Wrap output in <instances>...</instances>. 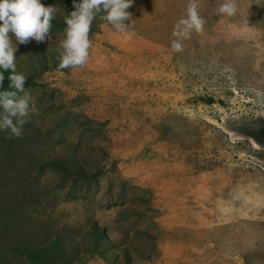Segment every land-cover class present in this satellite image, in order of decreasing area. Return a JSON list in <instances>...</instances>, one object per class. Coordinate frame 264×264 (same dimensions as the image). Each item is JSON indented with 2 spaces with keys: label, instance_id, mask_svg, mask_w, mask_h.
Segmentation results:
<instances>
[{
  "label": "rangeland",
  "instance_id": "obj_1",
  "mask_svg": "<svg viewBox=\"0 0 264 264\" xmlns=\"http://www.w3.org/2000/svg\"><path fill=\"white\" fill-rule=\"evenodd\" d=\"M61 1L41 3L60 16ZM222 2L197 0L203 30L175 51L189 0H134L132 29L97 20L72 68H58L65 28L42 43L9 33L34 83L22 135L0 131V264H264V0L230 17ZM73 156L99 175L41 168Z\"/></svg>",
  "mask_w": 264,
  "mask_h": 264
},
{
  "label": "clouds",
  "instance_id": "obj_2",
  "mask_svg": "<svg viewBox=\"0 0 264 264\" xmlns=\"http://www.w3.org/2000/svg\"><path fill=\"white\" fill-rule=\"evenodd\" d=\"M74 10L64 17V38L59 44V69L83 66L89 57L91 41L89 30L94 18L103 13L115 30L128 32L132 29L131 13L128 11L134 0H72ZM197 0H189L186 16L174 26L171 41L175 51L182 50L181 41L189 38L193 31L201 32L204 19L197 10ZM236 0H224L217 11L226 16L237 13ZM57 9L53 5L45 6L41 0H0V83L3 72H9V90L0 91V131L8 130L10 135L20 137L23 126L29 117V94L25 91L26 76L16 68V45L10 39L21 44L31 41L45 42ZM128 21V23H126Z\"/></svg>",
  "mask_w": 264,
  "mask_h": 264
},
{
  "label": "trees",
  "instance_id": "obj_3",
  "mask_svg": "<svg viewBox=\"0 0 264 264\" xmlns=\"http://www.w3.org/2000/svg\"><path fill=\"white\" fill-rule=\"evenodd\" d=\"M60 11L63 12L62 15L60 16H54V19L51 21V28L50 29H54V30H61L63 28H65V23H64V17L71 12L72 10H74V6H73V2L72 0H62L60 2V4H58ZM103 16V13H99L97 14V16L94 18L89 33L93 32L94 30V26L96 24V21L101 19V17ZM55 48H51L49 50H41L38 51L37 55H41V58L45 61L46 60V51H50L52 52ZM58 62H55L54 65H57ZM46 65V62H45ZM3 71V70H0ZM8 75L9 72L4 71L3 72V76L4 79L2 81V83H0V91L3 90H9L8 85H9V81H8ZM26 76V80H25V84H24V88H27L29 86H31L34 81L32 80V78L30 76ZM253 138L257 141H263L264 142V126L260 127L256 132L253 133ZM76 157H65V158H52L50 160H46L43 161L41 164V168H48L52 171H56L60 174V176L62 177V180L64 183L69 182H77L80 180H87V179H92V178H96L99 175V171L96 170L94 173L93 171H91L90 169H88V167L86 166L85 162H80V161H76ZM6 220V219H4ZM4 222V221H3ZM96 234H95V238H94V243L92 244V246H94L95 248H99L101 249V251H99L100 253H104L107 249V247L103 246L102 243H100V241H102V234L100 235L99 231L97 228H94ZM63 240L60 239H56V241H52L51 243V248L54 250V252L59 253L62 252V249L64 247V245L62 244ZM45 250L46 248H40V251H38V249L36 248H29V247H14L13 251L17 252V253H25V254H32L35 257H37L38 259H42L43 258V254L44 255H48L45 254Z\"/></svg>",
  "mask_w": 264,
  "mask_h": 264
}]
</instances>
